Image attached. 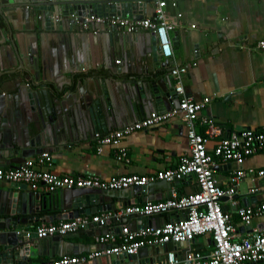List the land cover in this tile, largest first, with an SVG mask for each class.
<instances>
[{
  "label": "crops",
  "instance_id": "crops-1",
  "mask_svg": "<svg viewBox=\"0 0 264 264\" xmlns=\"http://www.w3.org/2000/svg\"><path fill=\"white\" fill-rule=\"evenodd\" d=\"M43 1L0 0V166L17 167L28 158L48 152L53 163L47 168L61 175L110 179L177 167L190 150L187 126L179 116L125 136L121 147L127 158L123 159H119V147L105 146L100 151L95 136L98 131L107 134L153 111L176 106L175 93L172 99L164 98L162 106L143 96L151 82L166 87L163 77L171 75L166 58L157 51L153 33H125L98 22L84 29L79 18L73 23L71 17L62 15L49 24L38 8ZM166 11L176 24L171 32L175 54L170 67L175 63L188 67L186 93L198 101L207 100L205 114L218 120L226 131L264 130V53L254 48L257 41L264 39V0H168ZM153 15L151 1L146 2L142 14H136ZM171 83L175 85L172 76ZM214 144L211 141L210 148ZM251 168L264 169V152L247 157L243 163L219 160L215 175L227 188L235 170ZM11 186V182L0 180V220L11 217L20 221L18 228L12 224L5 230L0 228L1 233L5 232L0 240V264L6 263L2 259L4 245L14 246L20 232L34 234L42 223L163 200L174 188L180 194L199 189L194 178L171 184L159 180L145 188L122 190L63 188L59 192L69 203L79 194H87L88 199L82 206L61 210L45 208L39 199L20 200L8 191ZM28 187L36 193L48 191L43 184ZM13 188L15 193L22 192ZM262 204L264 177L248 172L237 194L223 200L224 209L232 214L237 227V239L264 228V214L246 224L238 208ZM181 214L172 211L121 220L113 217L108 226L119 233L122 224L133 229L159 226ZM3 224L0 222V226ZM101 232L93 225L65 236L27 240L29 252L7 263H44L64 255L88 256L111 244L100 242ZM213 248L210 235H199L179 245L144 247L133 258L119 263L101 255L80 264H164L171 250L185 258L193 252L208 254Z\"/></svg>",
  "mask_w": 264,
  "mask_h": 264
},
{
  "label": "built area",
  "instance_id": "built-area-1",
  "mask_svg": "<svg viewBox=\"0 0 264 264\" xmlns=\"http://www.w3.org/2000/svg\"><path fill=\"white\" fill-rule=\"evenodd\" d=\"M153 4L152 17H138L131 12L124 15L85 16L78 22L88 29L92 22L106 24L109 27L122 30L125 33H135L148 30L156 38L158 53L163 58L174 57V47L171 32L176 24L169 20L166 7L168 0H149ZM176 5V2L173 3ZM59 20L60 16L55 17ZM255 49L264 53V39L257 41ZM120 62V61H119ZM188 67L183 64H173L171 76L174 79L177 104L169 110L153 111L122 129L107 134L96 132L98 149L105 146L120 148L119 159L127 158L126 150L121 147L125 136L142 129H149L175 117H181L187 126L189 153L185 155L175 168H167L150 175L130 174L102 179L98 176H72L58 174L47 166L51 165L50 153H41L36 157L26 159L17 167L4 168L0 166V180L11 183L27 184L37 188L40 184L47 190L57 191L63 188H89L102 190H122L132 187L145 188L155 181H186L194 178L199 189L191 194H180L172 189L168 198L158 201H148L144 204H133L116 212H103L88 215H77L71 219L58 222L42 223L34 234L27 233L28 240L44 239L54 236H65L98 226L102 232L100 242L111 243L102 249L94 250L88 256L64 255L60 259L44 263L26 262L23 264H80L101 255L120 256L135 255L147 246H166L187 243L199 235H210L214 248L208 253L193 252L187 257H179L174 250L168 252L164 264H251L264 262V228L255 230L250 237L237 239V227L233 223L232 214L224 209L223 200L233 198L238 192V186L248 172L264 177V169H238L230 177V185L225 188L215 175V167L219 160L243 163L244 160L259 152H264V130L243 128L226 131L223 125L214 117L205 114L207 100L198 101L186 93L185 76ZM203 127V131L200 128ZM214 141L210 148L209 143ZM258 189H253V192ZM236 205V202H232ZM179 211L182 214L177 219H171L159 226H146L133 229L129 224H122L119 233L109 228L110 220L115 217L121 220L130 216H153ZM238 213L244 223L264 214V204L260 206H242ZM8 264V263H4Z\"/></svg>",
  "mask_w": 264,
  "mask_h": 264
},
{
  "label": "water",
  "instance_id": "water-1",
  "mask_svg": "<svg viewBox=\"0 0 264 264\" xmlns=\"http://www.w3.org/2000/svg\"><path fill=\"white\" fill-rule=\"evenodd\" d=\"M149 0H44L40 3L39 7L45 14L46 19L49 24L54 23V19L56 15L68 16L71 17L72 22L75 23L76 19L82 20L85 16L94 14L96 16H111V15H124L127 12H131L133 14H142L143 8ZM175 39V38H174ZM156 55V53H155ZM166 66H168V71L171 74L170 67V59L167 58L165 60ZM38 78V75L36 76ZM164 81H166V87L161 86L158 82H151L150 88L147 87L145 91L144 99L148 101L154 102L162 106V102L164 98H173V94L175 93V87L169 84V79H171V75H166L163 77ZM171 82V80H170ZM161 87V88H160ZM18 153V152H17ZM20 189V193H15L14 188ZM142 188V187H139ZM78 189H89V188H78ZM9 192H12L15 197H20L22 199H39V202L42 201L43 207H52L54 209L68 210L73 209V207L82 206L87 201V194H79L74 198H71V203L68 202L66 196L61 194L59 190L57 191H47L42 193H36L31 190L27 184L20 183H12V186L8 189ZM91 198H98L95 194H90ZM18 200V199H17ZM20 211V210H19ZM15 212V211H13ZM82 212V211H81ZM8 220H11L12 223L7 224ZM20 220L17 218L5 217L2 218L0 222L5 223L0 226V228L4 229L11 227L18 228V222ZM2 233L0 232V240L2 237ZM27 233L20 232L18 234L19 241L11 245H4L5 253L2 254L3 260L5 262H14L15 257L23 256L27 254L30 250V245L26 242L28 239L26 238ZM3 244V243H2ZM1 245V243H0ZM179 245V244H177ZM169 246H172L170 244ZM156 248V246H153ZM1 249V248H0ZM134 255H112L110 258L113 262L119 263L123 262L127 259L133 258Z\"/></svg>",
  "mask_w": 264,
  "mask_h": 264
}]
</instances>
